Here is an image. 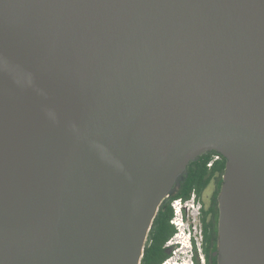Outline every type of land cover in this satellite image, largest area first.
<instances>
[{"label":"water","instance_id":"1","mask_svg":"<svg viewBox=\"0 0 264 264\" xmlns=\"http://www.w3.org/2000/svg\"><path fill=\"white\" fill-rule=\"evenodd\" d=\"M210 151L219 264H264V0H0V264H141Z\"/></svg>","mask_w":264,"mask_h":264},{"label":"trees","instance_id":"2","mask_svg":"<svg viewBox=\"0 0 264 264\" xmlns=\"http://www.w3.org/2000/svg\"><path fill=\"white\" fill-rule=\"evenodd\" d=\"M215 153L217 152H206L190 162L180 183L163 200L148 235L141 264L167 263L172 257V248L167 246V242L176 234V229L171 224V219L174 215L172 202L177 199L189 200L195 193L197 200L204 206L205 202L202 196L213 183H215V191L209 201V210L205 212V208L202 207V219L206 224L209 218L205 233L211 231L217 242L220 214L219 195L224 182L227 159L223 156L222 161L215 163L212 168H209L208 163Z\"/></svg>","mask_w":264,"mask_h":264},{"label":"flooded vegetation","instance_id":"3","mask_svg":"<svg viewBox=\"0 0 264 264\" xmlns=\"http://www.w3.org/2000/svg\"><path fill=\"white\" fill-rule=\"evenodd\" d=\"M204 202L205 205L202 206L201 204V209L198 217L191 222L192 232L190 238V246H188L190 249L189 251L191 252L190 262L192 264H219V254H218L219 233H218L217 242L215 240V237L212 235L211 231L209 232L207 231L208 233H205L206 225L209 223V218L207 219L205 224V222L202 219V215H203L202 207H204L205 212H207L209 210V202L206 201ZM193 226L196 227L197 232H194ZM198 230L201 233V238L197 242L195 237H196V233H198ZM171 248H172L171 252H174L175 250L179 249L180 246L176 245Z\"/></svg>","mask_w":264,"mask_h":264},{"label":"built area","instance_id":"4","mask_svg":"<svg viewBox=\"0 0 264 264\" xmlns=\"http://www.w3.org/2000/svg\"><path fill=\"white\" fill-rule=\"evenodd\" d=\"M222 159H223V156L221 154H219V153L213 154L211 161L208 163V167L212 168L215 163L222 161ZM196 199H197L196 194L194 193L189 200H186V201H184L182 199L174 200L172 202V209H173L174 215H173V218L171 219V224H173V223L178 224V222H175V220H177V221L183 220V215H182L183 208H186V210L188 212L187 216L190 217L192 219V221L195 220L198 217L200 209H201V204H199V201H197ZM182 224H184V223H181V225ZM193 229H194V232H197L195 226H193ZM188 237H190V233H188ZM200 238H201V233L198 230V233H196L195 239L198 242V240H200ZM187 241H189V240H187ZM171 243L172 242L170 239L167 242V246H169ZM169 260L165 264H168Z\"/></svg>","mask_w":264,"mask_h":264},{"label":"rangeland","instance_id":"5","mask_svg":"<svg viewBox=\"0 0 264 264\" xmlns=\"http://www.w3.org/2000/svg\"><path fill=\"white\" fill-rule=\"evenodd\" d=\"M215 191V183L211 184L209 186V188L204 192L203 196H202V199L206 202H209L213 193ZM197 200V199H196ZM198 201V200H197ZM199 204H202L201 202H199ZM188 232H186L185 235H182L181 236H177L175 235L173 240H172V244H175L176 241H181L183 243V245H180V248L175 250L174 252H172V258L169 260V263L168 264H192L190 261V258H191V252L189 251V247H186L189 245V242L188 244L185 246V241H187L188 239ZM180 256V257H179Z\"/></svg>","mask_w":264,"mask_h":264},{"label":"clouds","instance_id":"6","mask_svg":"<svg viewBox=\"0 0 264 264\" xmlns=\"http://www.w3.org/2000/svg\"><path fill=\"white\" fill-rule=\"evenodd\" d=\"M182 215H183V220L182 221L175 220V222H178V224L173 223L172 225L176 229L175 235H177V236H181V234L184 235V234H186V232L190 233V237L187 238L189 241H185V246L188 244V242H189L188 246H190V238H191V232H192V224H191L192 219L187 216L188 212H187L186 208H183ZM181 223H184V224L181 225ZM173 238L171 239V242H172ZM179 244L183 245V243L181 241H176L175 244H172V245L170 244L168 247H174V246L179 245ZM188 246H186V247H188ZM175 264H177V263H175Z\"/></svg>","mask_w":264,"mask_h":264}]
</instances>
